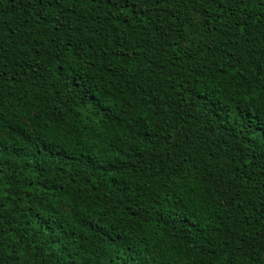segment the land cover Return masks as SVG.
Segmentation results:
<instances>
[{"label":"trees","instance_id":"trees-1","mask_svg":"<svg viewBox=\"0 0 264 264\" xmlns=\"http://www.w3.org/2000/svg\"><path fill=\"white\" fill-rule=\"evenodd\" d=\"M237 2L0 0V264H264V0Z\"/></svg>","mask_w":264,"mask_h":264},{"label":"snow or ice","instance_id":"snow-or-ice-1","mask_svg":"<svg viewBox=\"0 0 264 264\" xmlns=\"http://www.w3.org/2000/svg\"><path fill=\"white\" fill-rule=\"evenodd\" d=\"M65 2L67 3L68 7H72L75 3H79V4H86L89 2V0H65ZM240 5H243L244 8H248L249 5V0H238V2L236 3V7L238 8V10L243 11V9L240 8ZM238 20H248L251 19V17H239L237 18ZM237 27H241L240 23L236 24ZM247 24H244V27H246ZM241 31H243V28L241 27ZM261 73L264 74V68H261ZM259 84L261 85V93H264V79L259 81ZM258 96L260 94H257ZM261 104L264 105V99L261 100ZM172 211L174 212L175 209H172ZM161 215L162 216H170L171 213H169L166 209H161ZM166 222V221H165ZM163 226V225H162ZM189 235H195V232L193 229H189ZM161 239H167V237L161 236ZM203 257H201L202 259ZM198 264V262H197ZM227 264V262H226Z\"/></svg>","mask_w":264,"mask_h":264}]
</instances>
